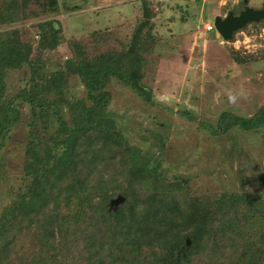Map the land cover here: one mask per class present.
Returning <instances> with one entry per match:
<instances>
[{
    "label": "trees",
    "instance_id": "obj_1",
    "mask_svg": "<svg viewBox=\"0 0 264 264\" xmlns=\"http://www.w3.org/2000/svg\"><path fill=\"white\" fill-rule=\"evenodd\" d=\"M138 1L127 34L108 26L66 39L60 0H0V264H264V103L249 115L222 111L211 129L253 137L260 149L230 146L227 186L213 171L206 189L196 168L168 160L157 130L137 145L143 135L127 130L113 94L125 88L144 104L152 94L144 63L157 41L155 11ZM250 23L257 33L264 18ZM61 43L68 53L51 57ZM231 56L259 60L264 46ZM20 124L21 160L10 173L6 145ZM117 195L123 201L110 208Z\"/></svg>",
    "mask_w": 264,
    "mask_h": 264
},
{
    "label": "rangeland",
    "instance_id": "obj_2",
    "mask_svg": "<svg viewBox=\"0 0 264 264\" xmlns=\"http://www.w3.org/2000/svg\"><path fill=\"white\" fill-rule=\"evenodd\" d=\"M243 1L151 0L157 41L144 63V80L152 90L149 102L145 103L147 109L141 99L125 88L122 92L118 88L113 94L118 98L113 108L119 113H127V130L135 132L136 136L143 135L142 139L136 137L137 145L145 147L150 135L159 131L168 141L170 154L166 158L196 168L201 173L198 182L211 190L214 188L210 179L217 173L225 186L235 181L232 162L226 155L230 146L239 144L244 149L255 146L253 137L248 141V136L244 138L238 131L213 134L211 129L217 126L219 115L222 111L249 115L264 103V58L237 64L231 56L232 49L240 54L259 52L264 46L260 41L264 27L256 33L249 22L245 29H237L233 40H225L213 26L216 15L224 16L229 10H235L236 14ZM246 1L250 7H264V0ZM60 3L67 8L55 17L66 39L108 26L120 31L124 29L127 34L140 12L138 0H60ZM209 24L212 28L208 30ZM21 26L23 31L31 29L28 22ZM67 53L65 43H61L51 57L56 59ZM16 84V77L11 74L9 92L16 90ZM76 84L71 81L74 92L81 93ZM241 87L246 94L229 103L228 90L235 93ZM23 129L22 124L14 127L11 141L6 145L4 165L10 173L21 160ZM262 146L264 150V144ZM254 148L260 151L258 146ZM261 156L264 159V151ZM237 161L244 166V161ZM2 186L4 183H0V190H3ZM0 200V205L5 202L4 198L0 197Z\"/></svg>",
    "mask_w": 264,
    "mask_h": 264
},
{
    "label": "water",
    "instance_id": "obj_3",
    "mask_svg": "<svg viewBox=\"0 0 264 264\" xmlns=\"http://www.w3.org/2000/svg\"><path fill=\"white\" fill-rule=\"evenodd\" d=\"M263 18L264 7H250L247 5V1L244 0L241 9L236 14L232 10H229L224 16L216 15L213 19V26L220 37L231 39L233 31L242 28L249 22L260 23ZM123 199L121 195L111 198L109 200V207L116 209Z\"/></svg>",
    "mask_w": 264,
    "mask_h": 264
},
{
    "label": "clouds",
    "instance_id": "obj_4",
    "mask_svg": "<svg viewBox=\"0 0 264 264\" xmlns=\"http://www.w3.org/2000/svg\"><path fill=\"white\" fill-rule=\"evenodd\" d=\"M244 89L241 87L239 90H237L235 93L232 90H228L227 92V100L229 103H234L238 97H241L245 95Z\"/></svg>",
    "mask_w": 264,
    "mask_h": 264
},
{
    "label": "built area",
    "instance_id": "obj_5",
    "mask_svg": "<svg viewBox=\"0 0 264 264\" xmlns=\"http://www.w3.org/2000/svg\"><path fill=\"white\" fill-rule=\"evenodd\" d=\"M211 28H212V25H210V24L206 26V29H208V30Z\"/></svg>",
    "mask_w": 264,
    "mask_h": 264
},
{
    "label": "flooded vegetation",
    "instance_id": "obj_6",
    "mask_svg": "<svg viewBox=\"0 0 264 264\" xmlns=\"http://www.w3.org/2000/svg\"><path fill=\"white\" fill-rule=\"evenodd\" d=\"M242 5H243V4H242ZM242 5H241V6H242Z\"/></svg>",
    "mask_w": 264,
    "mask_h": 264
}]
</instances>
